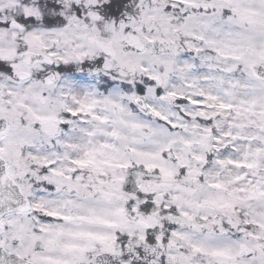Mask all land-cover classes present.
<instances>
[{"label": "snow or ice", "instance_id": "snow-or-ice-1", "mask_svg": "<svg viewBox=\"0 0 264 264\" xmlns=\"http://www.w3.org/2000/svg\"><path fill=\"white\" fill-rule=\"evenodd\" d=\"M0 264H264V0H0Z\"/></svg>", "mask_w": 264, "mask_h": 264}]
</instances>
